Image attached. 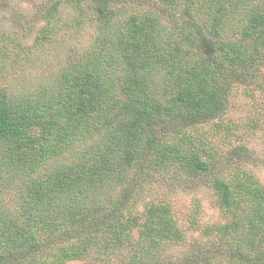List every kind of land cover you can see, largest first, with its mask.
<instances>
[{
    "label": "trees",
    "instance_id": "1",
    "mask_svg": "<svg viewBox=\"0 0 264 264\" xmlns=\"http://www.w3.org/2000/svg\"><path fill=\"white\" fill-rule=\"evenodd\" d=\"M178 1L77 0L79 16L94 19L96 37L65 52L62 34L50 28L63 41L55 49H64L63 58L26 85L21 63L38 54L37 34L33 43L16 35L13 56L0 36V184L19 189L16 213L0 200V264H69L91 249L112 264V252L135 229L136 250L126 264H264V185L249 171L224 179L227 153L210 151L200 131L192 142L175 141L218 118L234 83L260 74L264 0H250L247 17L240 8L235 41L221 38L217 21L196 14L174 22L175 35H166L164 19L189 11L185 1L177 15ZM130 3L151 9L120 17ZM38 9V15L56 11ZM40 30L46 41L49 29ZM236 151L241 157L230 158L237 163L253 161L243 144ZM162 178L180 189L206 183L227 221L205 226L204 244L184 256L147 263L162 240L185 237L169 203L135 211L143 192L137 187ZM106 185L120 195L100 201Z\"/></svg>",
    "mask_w": 264,
    "mask_h": 264
},
{
    "label": "rangeland",
    "instance_id": "2",
    "mask_svg": "<svg viewBox=\"0 0 264 264\" xmlns=\"http://www.w3.org/2000/svg\"><path fill=\"white\" fill-rule=\"evenodd\" d=\"M80 1L81 4L88 5V2H85L86 0ZM185 1L189 3V11L187 14H181ZM178 2L180 4L174 8V11L177 15L181 14L182 18L174 21L176 17H172L173 13L169 18H166L167 23L164 19V23L167 26L169 25L165 31L169 37L175 35L176 29L172 27L174 22L183 24L185 19L191 20L196 14L197 17L201 15L210 21H217L220 24L217 31L221 38L235 41L241 37L238 28L240 8L242 9V6L245 8L246 13L242 11V14L247 17L249 8L252 7L250 0H179ZM75 3H77V0H0V36L3 35L5 45L11 49V56H13L14 48L10 47V43L16 35L21 39L24 37L25 40H29V43H33L36 34L38 36V54L35 58L30 57L21 63L24 70V85L30 83L39 74L45 75L50 70L57 69L59 67L57 63L63 58L62 51L65 49L66 52V47L74 53L77 49L85 47L96 37L94 19L91 16L88 20L86 16H79ZM194 3L198 4L199 7ZM43 4L47 5V10L51 8L56 9V11L50 13L46 11L47 13L38 15V6ZM147 9L150 10L151 8L146 5L139 6L130 3L125 7L120 17H125L131 13H142ZM75 17H77L76 20ZM42 27L49 29L46 41H43L42 38L40 30ZM53 27L57 29V35L62 34L64 43L54 33V30L50 29ZM49 40L52 43L51 46ZM62 43L64 49L58 54L55 49ZM226 104L225 110L218 115V118L208 123L190 127V129H187L189 132L176 135L175 141L177 143L192 142L193 133L200 131L206 137L208 141L207 148L210 151L227 153L228 161L225 171L221 174L224 179L234 172L249 171L264 185V62L260 65L258 77L249 79L248 83H234L229 87ZM168 133L170 132L166 134ZM240 144L247 148V155L253 157V161L237 163L230 158L241 157L236 153ZM233 149H235V153L230 154ZM69 157H72V155ZM167 176L166 174L163 178ZM163 178L154 186L137 187L136 191L143 192L138 198L135 211L140 213L150 202L164 201L169 203L173 210V216L176 218L179 227L184 231L185 237L178 242L176 240H162L146 254L147 263L157 260H175L184 256L197 244H204L207 237L203 234L205 226L227 221L226 213L217 204L216 194L206 183L197 179L180 189V186L175 185L172 187L170 180L164 182ZM17 192H19V189L14 184H0V197H2L0 200L6 201V205L12 214L19 209V193ZM120 193L119 189L109 188L106 185L102 188L98 199L100 201H110L119 196ZM82 201H87V195ZM130 203L129 201L127 205ZM105 205L109 208L111 203ZM131 207L132 205L127 208ZM112 228H115V224ZM119 232L122 233L120 229ZM139 234L140 231L135 229L130 240L127 241L126 238H122V242L112 252L113 255L110 259L113 262L112 264H126L128 255L133 254L136 250L137 241L134 240ZM41 250L52 252L53 248L44 246ZM83 258L85 259L68 263L103 264L107 260V258L96 256V252L92 253V249ZM214 264L231 263L223 260L216 261Z\"/></svg>",
    "mask_w": 264,
    "mask_h": 264
}]
</instances>
